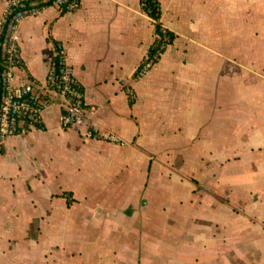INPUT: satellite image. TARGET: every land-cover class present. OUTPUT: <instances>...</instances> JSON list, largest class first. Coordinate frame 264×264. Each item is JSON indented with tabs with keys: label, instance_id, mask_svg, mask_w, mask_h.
<instances>
[{
	"label": "crops",
	"instance_id": "0c3cea01",
	"mask_svg": "<svg viewBox=\"0 0 264 264\" xmlns=\"http://www.w3.org/2000/svg\"><path fill=\"white\" fill-rule=\"evenodd\" d=\"M140 1L20 23L18 77L44 84L60 45L118 142L56 104L3 138L0 264H264V0H159L174 40L138 78L156 39Z\"/></svg>",
	"mask_w": 264,
	"mask_h": 264
},
{
	"label": "built area",
	"instance_id": "2783aa9c",
	"mask_svg": "<svg viewBox=\"0 0 264 264\" xmlns=\"http://www.w3.org/2000/svg\"><path fill=\"white\" fill-rule=\"evenodd\" d=\"M0 3L3 5L0 16V154L4 137L40 128L44 111L54 104L61 109L63 128L85 126L91 137L118 142L112 135L99 133L89 121L87 114L91 108L84 104L83 91L65 63L63 49L59 53V67L51 60L44 84L27 76L18 77L22 69L18 46L20 23L37 16L47 7H55L60 12L75 11L81 6V0H0ZM167 46L164 42L161 49L165 51ZM163 53L159 50L156 59L159 60ZM148 60L147 55L138 78L151 68L152 62Z\"/></svg>",
	"mask_w": 264,
	"mask_h": 264
},
{
	"label": "trees",
	"instance_id": "16d2710c",
	"mask_svg": "<svg viewBox=\"0 0 264 264\" xmlns=\"http://www.w3.org/2000/svg\"><path fill=\"white\" fill-rule=\"evenodd\" d=\"M141 8L144 11V13L153 20L154 27H155V35L156 39L154 43L151 45V47L148 50V61L152 62L151 67L157 63L158 59H156V54L159 50L164 52V49H161L162 44L165 42L167 45L172 44L174 40L173 33L167 31L166 29H163L160 23V5L159 0H141ZM167 48V47H166ZM62 50V47L60 45H55V52L56 55L53 56L52 61L54 64H56L57 67H59L61 57H60V51ZM166 50V49H165ZM147 61V62H148ZM143 63H141L136 72L135 77H138V73L141 70ZM83 91V90H82ZM133 96L130 95V101L132 102Z\"/></svg>",
	"mask_w": 264,
	"mask_h": 264
}]
</instances>
